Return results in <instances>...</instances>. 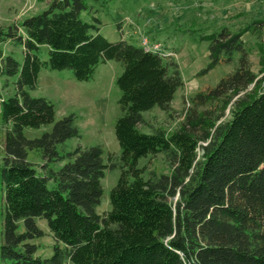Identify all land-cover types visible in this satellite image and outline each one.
Masks as SVG:
<instances>
[{"label":"trees","instance_id":"1","mask_svg":"<svg viewBox=\"0 0 264 264\" xmlns=\"http://www.w3.org/2000/svg\"><path fill=\"white\" fill-rule=\"evenodd\" d=\"M98 1L52 0L46 10L0 27V77L15 86L8 98L0 92V264H264V90L249 91L260 80L243 40L248 32L262 36L264 21L209 37L210 63L199 76L236 54L239 67L194 94L169 135L141 127L145 113L170 114L185 86L178 61L109 41L93 13ZM7 43L22 49L21 59L5 52ZM110 61L123 66L115 126L121 176L110 210L100 214L105 171L117 166L99 145L69 149L81 138L76 116L57 119L55 105L31 91L43 71L71 70L75 80L89 82ZM229 107L230 118L219 123ZM49 126L41 136L25 134ZM30 152L44 163L30 161ZM159 154L173 171L146 180L140 162ZM39 220L55 240L50 257L37 255L34 241L45 236Z\"/></svg>","mask_w":264,"mask_h":264},{"label":"rangeland","instance_id":"2","mask_svg":"<svg viewBox=\"0 0 264 264\" xmlns=\"http://www.w3.org/2000/svg\"><path fill=\"white\" fill-rule=\"evenodd\" d=\"M52 1V0H51ZM211 0H101L93 2V13L101 20V33L111 42L127 40L141 46L142 39H149L151 44L160 43L163 50L173 52L178 61L185 86L180 90L172 104L170 114L160 109L145 113V123L141 129L145 132L162 129L172 134L180 128L190 108L189 100L194 94L208 87H215L229 74L239 67L240 55L236 54L231 63H221L208 74L199 76V72L210 63L209 37L220 33L223 29L217 26L222 16V9L210 5ZM228 1V0H225ZM216 2V0H215ZM42 12V11H41ZM229 10H226L224 16ZM91 20L89 14H85ZM264 19V18H263ZM263 19L257 21H264ZM227 21L233 26L231 32L237 33L250 25L252 20L228 14ZM18 23V22H16ZM262 36L253 32L243 35L249 51V59L253 72L258 76V87L251 86L249 91L264 90V28ZM6 53L10 50L21 59L22 49L14 44L3 45ZM47 59L48 55L43 54ZM123 66L116 61L102 64L95 77L89 82L74 79L71 70L44 71L37 89L31 91L33 97H45L56 107L57 119L74 114L80 128L81 138L70 140L67 145L73 150L78 146L88 148L101 146L108 164H115L116 169H107L102 181L104 195L98 208L100 214L109 211L110 193L121 176L118 157L121 155L119 142L115 134V126L121 116L119 100L121 92L116 85L122 74ZM0 92L4 98L15 93L14 79L0 77ZM244 94V93H243ZM241 94V95H243ZM230 107L226 110L221 122L230 118ZM218 123V124H219ZM51 126L41 129H27L26 136L34 138L50 131ZM108 157H111L108 160ZM29 160L36 165L44 163L40 155L30 152ZM59 166V165H58ZM56 165V167H58ZM140 167L145 169L146 180L166 175L170 176L173 164L164 155L150 156L141 160ZM178 197L170 199L175 203ZM39 227L45 236L35 240L38 245V256L50 257L53 254L55 240L49 230L47 221L39 220Z\"/></svg>","mask_w":264,"mask_h":264},{"label":"crops","instance_id":"3","mask_svg":"<svg viewBox=\"0 0 264 264\" xmlns=\"http://www.w3.org/2000/svg\"><path fill=\"white\" fill-rule=\"evenodd\" d=\"M209 2L210 5L217 4L216 6L219 9L223 8L222 11L224 12L217 24L220 28L233 30L231 28L233 24L230 26V21H227L228 14L230 18L232 16L242 19L249 17L252 20L251 23L264 18V0H216V2L211 0ZM50 3L51 0H0V27H6L16 22L19 23L28 17L34 16L46 10ZM226 10H229V12L224 16ZM9 54H13V51L10 50ZM43 73L44 71L41 72L40 79Z\"/></svg>","mask_w":264,"mask_h":264},{"label":"built area","instance_id":"4","mask_svg":"<svg viewBox=\"0 0 264 264\" xmlns=\"http://www.w3.org/2000/svg\"><path fill=\"white\" fill-rule=\"evenodd\" d=\"M141 46L144 47L147 51L157 53L164 58H170L174 56L173 52L163 50L160 43L151 44L149 39L147 38L142 39Z\"/></svg>","mask_w":264,"mask_h":264}]
</instances>
